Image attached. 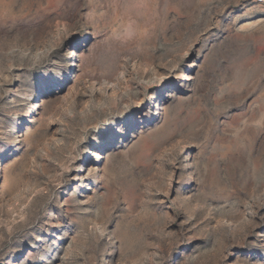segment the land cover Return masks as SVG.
I'll return each instance as SVG.
<instances>
[{
	"label": "rangeland",
	"instance_id": "1",
	"mask_svg": "<svg viewBox=\"0 0 264 264\" xmlns=\"http://www.w3.org/2000/svg\"><path fill=\"white\" fill-rule=\"evenodd\" d=\"M0 264H264V0H0Z\"/></svg>",
	"mask_w": 264,
	"mask_h": 264
}]
</instances>
